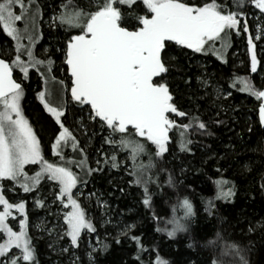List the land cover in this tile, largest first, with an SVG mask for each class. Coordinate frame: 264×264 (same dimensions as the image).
I'll return each instance as SVG.
<instances>
[{
	"label": "snow or ice",
	"instance_id": "obj_1",
	"mask_svg": "<svg viewBox=\"0 0 264 264\" xmlns=\"http://www.w3.org/2000/svg\"><path fill=\"white\" fill-rule=\"evenodd\" d=\"M249 5L259 13H253L255 19L264 18V0H89L87 8L77 0H61L59 11L53 14L49 24L66 34L63 47L57 48L61 53L59 71L66 76L57 81L56 62L50 57H38L35 51L42 38V33L37 35V24L43 20L40 0H0V26L15 42L13 58L10 61L0 58V264H38L29 233L26 203L10 201L8 192L17 189L24 193L39 192L42 182H50L47 186L52 189L53 203L58 201L63 209L70 210L63 212L62 225H53L52 229L43 225L36 227L50 234L59 228L58 239L66 238L69 242L68 247L61 248L65 253L80 247L82 235L97 232L80 199L87 183L85 177L103 171L102 164L120 168L118 152L126 153L125 162L131 160L132 167L125 170L143 189V204L152 207L149 185L160 186L159 174L153 170L169 152L170 142L176 139L181 151H191V135H212L199 115L178 106L168 82L171 65L166 50L174 44L191 53L212 54L227 63L224 53L231 47L233 34H247L251 72L256 73L261 61L257 58L255 41L264 40V25L253 35L249 14L245 11ZM32 70L46 85L49 81L61 85L59 91L46 88L38 93L41 104L59 126L50 148L52 156L58 158L56 161L46 158L41 140L22 111L24 89L14 73L19 72L27 79ZM199 83L205 89L211 87L206 78ZM238 84L242 85L239 91L260 102L259 122L264 126V90L258 89L247 77H235L230 87L236 88ZM69 91L71 101L87 111L91 121L108 131L104 141L110 145L111 155L98 158L96 167L89 165L79 140L61 119L67 103L62 93ZM215 91L218 98L223 95L219 88ZM176 117L181 118L179 123ZM69 148L78 155L70 157L65 151ZM30 165L38 166V170H26ZM74 169H79L82 175ZM167 182L169 186L174 185L171 174ZM214 184L215 195L208 197L204 206L209 216L215 214V201H230L236 194L235 184L228 179H217ZM261 188L264 189V182ZM94 195L90 193L89 199ZM34 200L36 206H46L44 198ZM96 205L106 207L99 197ZM177 207L182 209V215L172 216L164 228L157 227L158 232L165 231L170 239H175L178 233H188L195 215L187 198ZM10 218L18 221V230L10 226ZM134 228L135 225H125L115 239L117 244L121 236L135 243L136 264H170L158 251L146 247L140 236L130 234ZM221 241L224 237L217 232L215 239L207 240L205 246L220 250L230 259H214L212 264H249L245 249L227 241L221 248ZM97 243L101 244L99 239ZM187 246L193 248L194 243ZM107 248V244H101L99 249L91 247L87 253L90 264H94L93 253ZM79 260L76 256L73 264Z\"/></svg>",
	"mask_w": 264,
	"mask_h": 264
},
{
	"label": "trees",
	"instance_id": "obj_2",
	"mask_svg": "<svg viewBox=\"0 0 264 264\" xmlns=\"http://www.w3.org/2000/svg\"><path fill=\"white\" fill-rule=\"evenodd\" d=\"M82 7L89 6V0H77ZM43 10L42 38L37 44L38 51H48V56L53 57L54 70L60 75L61 53L57 48L63 47L65 33L62 29L49 26V14L59 11L61 0H40ZM248 23L253 35L256 33L250 13H256L249 5ZM264 40L257 42V56L261 57L264 67ZM264 44V43H263ZM0 48L2 51L10 49L9 58L14 54V41L11 40L0 26ZM13 52V53H12ZM168 63L171 65L168 82L178 102V106L185 111L197 114L208 125L212 135H191L193 143L189 145L191 151H181L179 143L173 139L169 144V152L165 158L159 161L154 174H159L160 186L150 184L152 194V207L143 204V189L133 181L125 170L132 167L131 160L125 162L126 153L118 152L120 168H111L101 165L103 171L95 172L85 177L83 195L80 199L88 209V214L97 227V232L84 234L81 237L79 248L70 249L65 253L62 247H68L69 242L58 239L56 232L59 228L49 233L37 225H43L52 229L53 225L63 221L58 213V201L50 204L45 199L49 190L48 184L41 186L39 192H33L27 196V214L29 217V233L32 237V245L36 250L38 264H73L76 256L80 257L77 264H90L87 253L89 243L97 249L101 244H107L106 251L93 253L94 264H136L135 243L127 237H120V243H116L119 231L125 225H135L130 234L141 237L146 247L153 248L160 256L170 264H212L214 259L226 260L218 249L206 247L205 242L215 239L216 233L223 235L221 248L224 242H235L245 249V255L249 264H264V128L258 119L259 101L255 97L230 87L235 77H247L258 89L264 90V71L255 74L251 72V57L248 52L247 34L231 38V47L227 51L223 63L216 56L191 53V50L182 49L177 45H171L167 50ZM10 53V52H7ZM259 54V55H258ZM261 67V68H262ZM207 79L211 87H201L199 81ZM25 87V85L23 86ZM26 97L23 101L24 115L33 125L34 131L40 137L41 146L49 152L53 137L58 134L59 126L50 114H47L37 98L41 85L38 81L26 86ZM219 88L223 95L217 97L215 89ZM231 92V95H227ZM82 108L75 103L65 105L63 122L72 130L70 124L78 116H83ZM81 114V115H80ZM187 119V118H184ZM177 123L181 118L176 117ZM217 121H220L219 123ZM51 131L45 135L47 127ZM91 132H96L93 145L86 148V137L79 139V147L87 154L88 163L96 167L95 159H104L111 155L108 151L110 145L102 142L107 134H99L97 123L87 122ZM251 129V131H249ZM150 148L152 146H149ZM100 149V154L97 150ZM154 150V149H153ZM147 163V158H144ZM245 165L248 167L246 168ZM164 171H160V169ZM217 169L221 171L218 172ZM78 172V169H74ZM171 174L174 185H168V176ZM228 179L235 184V196L230 201H215V214L207 215L204 211L205 201L215 195L214 181ZM90 193L96 195L91 196ZM21 197L20 194L15 195ZM44 198L45 207L35 205L34 198ZM99 197L106 203V207H97L96 199ZM187 198L193 205L195 215L191 219L190 231L178 233L175 239H170L165 231H157V227L164 228L166 222L172 216L182 215V209L178 203ZM175 209V210H174ZM55 214V215H54ZM59 218V219H58ZM110 220L111 223H105ZM251 227V231L249 228ZM168 230L171 225H167ZM101 244L97 243V240ZM193 242L194 247L187 245ZM73 253L75 255H73ZM155 252L153 253V256Z\"/></svg>",
	"mask_w": 264,
	"mask_h": 264
},
{
	"label": "rangeland",
	"instance_id": "obj_3",
	"mask_svg": "<svg viewBox=\"0 0 264 264\" xmlns=\"http://www.w3.org/2000/svg\"><path fill=\"white\" fill-rule=\"evenodd\" d=\"M255 14L256 15H259V13H258V11L257 10H255ZM55 12L53 11L52 13H50L49 14V17L51 18L52 16H53V14H54ZM250 18L249 19H252L253 20V22H255V24H254V28H255V32L257 31V28L259 27V26H261V25H264V18H262V19H255L254 17H253V14H252V12L250 13ZM50 18H49V21L47 22V23H49L50 24ZM53 29H54V27H53ZM42 33V24H41V21H39L38 22V24H37V35H40ZM43 36V35H42ZM39 41H41V38L38 40V42H37V44L39 43ZM25 44H27V40H24L23 41ZM257 42H259V41H255V43H257ZM264 43V42H263ZM263 43H261L262 44V46L264 45ZM37 44H36V48H35V51H36V54H37V56L38 57H49L48 56V52H46L45 53V51H38V49H37ZM14 45H15V42H14ZM180 47V46H179ZM216 47L217 48H219L220 47V43L219 42H217V44H216ZM45 48H49V47H47V46H45ZM45 48H44V50H45ZM181 48V47H180ZM3 49V48H2ZM2 49L0 48V50H1V54L2 55H7V56H9L10 54H11V50L10 49H5V51H2ZM229 50V48L227 49V51ZM227 51L224 53V55H225V57H226V54H227ZM256 51H257V49H256ZM7 52H10V53H7ZM13 53V52H12ZM257 53H258V51H257ZM14 54H15V47H14ZM14 54H12L11 55V57H10V60L13 58V56H14ZM259 55V54H258ZM51 59H53V57H50ZM257 58H258V60H260V58L261 57H258L257 56ZM24 59H27V57L25 56L24 57ZM54 60V59H53ZM261 61V60H260ZM261 67H262V62H261V64L260 65H258V68H257V72L255 73V74H257L259 71H260V69H261ZM54 74H55V76H56V78H57V81L58 80H60V79H63L64 78V76H66V73H61L60 72V75H57L56 74V72H55V70H54ZM15 77L17 78H19L18 80L19 81H21V82H23V84L25 85V87H23V89H24V95H23V98H22V100H21V107H22V111H23V101H24V98L26 97V94H27V91H26V86L28 85V84H31V83H33V82H36V81H38L39 82V84L41 85V88H40V90H39V92H41V91H45V89L47 88L49 91H53V90H55V91H59L60 89H61V85L59 84V83H55V82H52V81H49V83L46 85L45 84V82H44V80L42 79V77L35 71V70H32V71H30V74H29V78H27V79H24L23 78V76H22V74H20L19 72H16L15 73ZM68 81H66V83H67ZM63 95H64V98H65V100L69 103V106L70 105H72L73 103H75V102H73V101H71V97H70V91L69 92H67V93H62ZM37 98H38V100H39V97L37 96ZM39 103L41 104V102H40V100H39ZM42 106V108H43V110L47 113V114H49L46 110H45V108H44V106H43V104H41ZM24 113V112H23ZM83 113V116H78V118L77 119H75V120H73L74 122H73V124H70V126H71V128H72V132H73V134L76 136V138L78 137L79 139H81V138H84V137H86L87 139H86V141H85V144H86V148L88 149V147L90 146L91 147V145H93V142H94V138H95V136L97 135L96 134V132H91V129H89L88 128V126H87V122L88 121H91L90 119H89V113L87 112V111H83L82 110V112H81V114ZM80 114V115H81ZM25 118L27 119V117L25 116ZM54 119V118H53ZM62 119V118H61ZM28 121H29V119H27ZM62 121H63V119H62ZM93 122V121H92ZM29 124L33 127V125L31 124V122L29 121ZM58 126V125H57ZM66 126V125H65ZM97 126H98V128H99V134H101L102 132H103V134H107L108 135V131L106 130V129H101V127H100V125L97 123ZM66 127H69V126H66ZM51 127L49 126V127H47L46 128V131H45V135H47L49 132L48 131H51ZM33 130H34V128H33ZM37 134V133H36ZM38 136V135H37ZM38 138H40L39 136H38ZM77 138V139H78ZM54 139H55V136L53 137V142H54ZM104 141V138H103V140H102V142ZM105 142V141H104ZM42 149H43V147H42ZM44 150V152H45V155H46V158H48V159H50V160H53V161H56L58 158L57 157H54V156H52V154H51V151L49 150V152L47 153V151L45 150V149H43ZM68 154H69V156L71 157V156H76V155H78V153H72L71 152V149L69 148V149H66L65 150ZM108 151H111V148H108ZM97 153L98 154H100V149L99 150H97ZM97 159H95L94 158V161H96ZM27 168H34V169H37L38 170V166H36V165H30V166H26V170H27ZM79 170V169H78ZM78 174H81L80 173V170L77 172ZM30 175H32V174H34V173H29ZM82 175V174H81ZM7 183V182H6ZM50 182H48V181H44V182H42V184H41V186L42 185H44V184H49ZM83 190H84V186H83ZM18 194H20L21 195V197H19V196H15V195H18ZM29 194H31V193H24L22 190H20V189H17L15 192H8L7 193V197L10 199V201H18V200H24L25 201V203H26V211H27V196L29 195ZM51 195H52V189L51 188H49V190L47 191V193L45 194V199H47L48 200V198L49 199H51ZM49 202H50V204L52 205V203H53V200H48ZM68 210H70V209H63L62 208V206L58 203V208H56V210H55V213H58V215L61 217V219H62V215H63V212H65V211H68ZM14 215H18V214H16V213H14ZM62 221H63V219H62ZM9 224H10V226H12L13 228H14V230H18V221H16V220H12L11 218L9 219ZM59 224H61L62 225V222L60 221L59 222ZM0 242H2V241H0ZM91 247H95V245L94 244H92L91 242L89 243V249H91Z\"/></svg>",
	"mask_w": 264,
	"mask_h": 264
},
{
	"label": "water",
	"instance_id": "obj_4",
	"mask_svg": "<svg viewBox=\"0 0 264 264\" xmlns=\"http://www.w3.org/2000/svg\"><path fill=\"white\" fill-rule=\"evenodd\" d=\"M0 58H2V57H0ZM5 60H6V59H5ZM6 61H8V60H6ZM14 78H16V77H15V73H14ZM18 82H20V81H18ZM258 119H259V114H258ZM259 123H260V122H259ZM260 125H261V124H260ZM261 127L264 128V126H262V125H261Z\"/></svg>",
	"mask_w": 264,
	"mask_h": 264
},
{
	"label": "flooded vegetation",
	"instance_id": "obj_5",
	"mask_svg": "<svg viewBox=\"0 0 264 264\" xmlns=\"http://www.w3.org/2000/svg\"><path fill=\"white\" fill-rule=\"evenodd\" d=\"M5 59V58H4ZM6 60L10 61V57L6 58ZM19 81V80H18ZM21 82V81H20ZM22 86H24L23 82H22Z\"/></svg>",
	"mask_w": 264,
	"mask_h": 264
}]
</instances>
